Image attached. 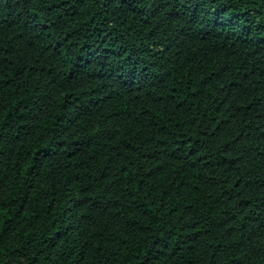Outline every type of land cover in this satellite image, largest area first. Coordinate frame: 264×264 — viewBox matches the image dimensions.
<instances>
[{
  "label": "trees",
  "instance_id": "obj_1",
  "mask_svg": "<svg viewBox=\"0 0 264 264\" xmlns=\"http://www.w3.org/2000/svg\"><path fill=\"white\" fill-rule=\"evenodd\" d=\"M0 264H264V0H0Z\"/></svg>",
  "mask_w": 264,
  "mask_h": 264
}]
</instances>
